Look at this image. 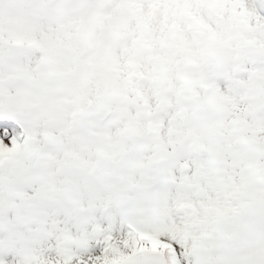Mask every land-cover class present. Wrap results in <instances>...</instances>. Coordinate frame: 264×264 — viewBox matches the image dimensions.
<instances>
[{"label":"snow or ice","instance_id":"obj_1","mask_svg":"<svg viewBox=\"0 0 264 264\" xmlns=\"http://www.w3.org/2000/svg\"><path fill=\"white\" fill-rule=\"evenodd\" d=\"M0 264H264V0H0Z\"/></svg>","mask_w":264,"mask_h":264}]
</instances>
